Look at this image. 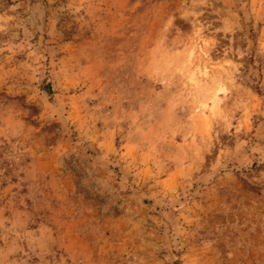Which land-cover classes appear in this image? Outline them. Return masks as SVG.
Masks as SVG:
<instances>
[{"label":"rangeland","instance_id":"obj_1","mask_svg":"<svg viewBox=\"0 0 264 264\" xmlns=\"http://www.w3.org/2000/svg\"><path fill=\"white\" fill-rule=\"evenodd\" d=\"M0 264H264V0H0Z\"/></svg>","mask_w":264,"mask_h":264},{"label":"trees","instance_id":"obj_2","mask_svg":"<svg viewBox=\"0 0 264 264\" xmlns=\"http://www.w3.org/2000/svg\"><path fill=\"white\" fill-rule=\"evenodd\" d=\"M48 90H49V86H48V88H47ZM50 91V90H49Z\"/></svg>","mask_w":264,"mask_h":264}]
</instances>
